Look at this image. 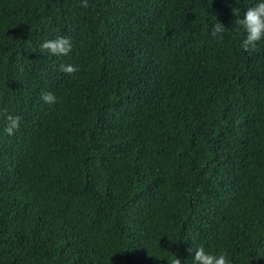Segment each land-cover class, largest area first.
<instances>
[{"label":"trees","instance_id":"trees-1","mask_svg":"<svg viewBox=\"0 0 264 264\" xmlns=\"http://www.w3.org/2000/svg\"><path fill=\"white\" fill-rule=\"evenodd\" d=\"M254 2L0 0V264H185L191 243L264 264V38L242 50L234 23ZM56 35L68 54L40 50Z\"/></svg>","mask_w":264,"mask_h":264},{"label":"clouds","instance_id":"clouds-1","mask_svg":"<svg viewBox=\"0 0 264 264\" xmlns=\"http://www.w3.org/2000/svg\"><path fill=\"white\" fill-rule=\"evenodd\" d=\"M81 2L85 3V0H81ZM232 11L235 14L239 12V9H233ZM234 23L237 26V30L243 33V39L240 40L239 47L245 51L249 48H254L256 43L264 38V0H255L251 6L246 7L242 18H236ZM225 29L215 17V20L210 22L209 35L222 39L221 34ZM71 47L69 38L64 35H56L54 38L45 39L39 44L42 52L46 51L48 54L57 57L68 54ZM60 69L65 73L77 71V67L71 64H62L60 65ZM40 98L45 103H54L56 99L51 92L42 93ZM4 120L5 124L2 132L9 136L13 135L14 130L19 127L20 117L18 115L7 114ZM189 252L192 253L191 258L190 260H186L185 264H230L224 252H214L202 245L193 247L191 243ZM170 264H180V260L174 256L170 260Z\"/></svg>","mask_w":264,"mask_h":264}]
</instances>
